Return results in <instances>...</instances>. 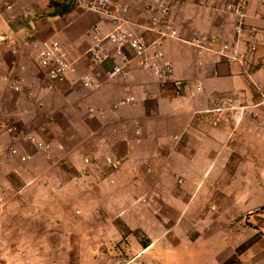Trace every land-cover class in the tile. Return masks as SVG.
I'll return each mask as SVG.
<instances>
[{
	"label": "crops",
	"instance_id": "obj_1",
	"mask_svg": "<svg viewBox=\"0 0 264 264\" xmlns=\"http://www.w3.org/2000/svg\"><path fill=\"white\" fill-rule=\"evenodd\" d=\"M119 1L128 3L131 23L145 25L160 0ZM24 6L32 10L30 19L21 16ZM258 11L257 0H250L244 20L248 26H264L255 18ZM167 21L180 40L165 38L160 48L178 79L202 86L193 96L176 97L170 87L160 85L156 72L137 65L131 66L127 77L115 79L107 78V66L90 67L85 61L90 46L87 31L99 25L104 36L109 30L94 13L66 0H0V34L10 31L9 40L0 46V122L11 129H0L1 238H55L64 228L56 222L67 220L71 204L78 203L88 212L96 200L112 201L115 190L158 201L153 196L176 187L179 178V193L191 203L196 200L198 209L223 199L226 207L235 205L238 215L252 213L248 198L253 191L256 195L264 191V166L259 161L264 159V113H259L258 120L246 115L241 121L229 114L226 122L215 127L212 114L201 111L213 108L212 96L217 93L249 99L253 79L263 81L264 44L252 56L255 68L249 71L238 62L187 43L201 32L243 51L248 39L235 35L232 17L201 6L199 0H179L171 4ZM133 29L148 42L157 38ZM48 39L60 43L74 63L65 83H50L36 61L33 43ZM86 74L101 82L99 89L82 85L81 77ZM16 78L30 87L29 93L8 88V81ZM127 97L133 102L119 106ZM59 119L70 138L57 136ZM29 136L46 147L37 148ZM105 157L122 161L105 182L96 186L91 176H80L83 158L102 161ZM233 158L238 164L231 167ZM233 189L246 199L233 203ZM147 190V198L142 197L139 191ZM248 190L252 192L247 194ZM219 217L232 219L229 211Z\"/></svg>",
	"mask_w": 264,
	"mask_h": 264
},
{
	"label": "rangeland",
	"instance_id": "obj_2",
	"mask_svg": "<svg viewBox=\"0 0 264 264\" xmlns=\"http://www.w3.org/2000/svg\"><path fill=\"white\" fill-rule=\"evenodd\" d=\"M259 45L262 43L257 44V49ZM244 67L254 71L253 59L250 63L247 61ZM262 84L264 76L262 82L252 81V87ZM247 97L249 99L244 100L236 93H217L212 96V100L215 98L212 106L214 102L222 105L229 99L230 103H226L225 108L232 105L237 108L255 103L258 96L253 89ZM206 110L201 111V114ZM258 113L264 111L259 110ZM62 119L56 126V134L59 139H67L72 135L67 132ZM218 126L220 124L215 127ZM236 160L231 159L230 166L238 164ZM91 161L97 167L93 165V170L86 176H91L92 184L96 186L105 182L122 165L121 161L120 166L112 171L103 159L92 158ZM259 161H263L264 166V159ZM82 170L80 176H83ZM232 176L235 177V173ZM179 179L176 180L177 188L162 190L160 200L158 196H153L158 201L141 200L137 192L115 190L112 201L109 198L107 203L96 200L88 212L80 208L78 203H73L68 206L72 212L67 220L64 223L56 222L65 229L63 234L55 238L0 237V264H264V191L262 195H256L253 191L252 198H248L251 214L238 215L235 205L226 207L223 199L198 209L194 204L196 200L191 203L186 195L179 193L182 186ZM73 180L78 181L75 176ZM251 192L248 190L247 194ZM139 193L146 197L150 192ZM231 194L233 203L246 199L235 189ZM197 209L200 214L196 216ZM226 211L232 215L229 221L219 217V213L224 214ZM212 215L215 219H211L214 218ZM85 218L88 219V226ZM144 227L147 232L143 230ZM99 229L102 232H98ZM92 230L97 233L91 234ZM148 234L153 238H149ZM151 242L153 244L147 247Z\"/></svg>",
	"mask_w": 264,
	"mask_h": 264
},
{
	"label": "built area",
	"instance_id": "obj_3",
	"mask_svg": "<svg viewBox=\"0 0 264 264\" xmlns=\"http://www.w3.org/2000/svg\"><path fill=\"white\" fill-rule=\"evenodd\" d=\"M66 1L82 11L98 15L101 20L108 24L109 30L104 36L99 25L87 31L90 46L85 53V61L90 67L107 66L106 76L108 79L127 77L131 72V66L137 65L141 70L156 72L160 85L170 87L176 97L193 96L202 91L203 88L200 84L178 79L174 75L171 63L165 58L160 48L161 42L165 38L180 40L177 31L167 21L171 4L179 0H160L156 7L151 9L154 16L145 25L133 24L128 20L129 5L125 1ZM249 3L250 0H199L201 6L216 12H223L236 20L233 27L235 35L248 39L246 48L243 51H236L228 43H218L215 37L201 32L194 33L187 43L199 51H213L225 61L238 62L241 66L246 64L247 61L250 63L253 59L252 56L257 51V41L260 40L264 44V26H248L244 22ZM257 5L259 11L256 12L255 18L262 21L264 25V0H257ZM21 16L24 19H30L32 17L31 8L24 6ZM133 28L152 33L157 38L148 42L142 34L137 33ZM9 36L10 31L0 34V46L9 40ZM33 48L36 61L43 69L47 80L52 84L65 83L68 75L74 71V63L62 45L55 39H48L33 43ZM260 66L264 70V64L262 63ZM81 83L89 90H96L101 86V82L92 74L83 75ZM7 86L15 92H30V87L20 78L8 81ZM253 89L258 96L255 103L250 102L237 108L233 105L230 108H225L226 103H230V100L227 99L222 105L219 102H214L213 108L204 111L212 114L213 126L226 122L229 114L232 115L234 121H241L246 115H249L252 119H260L258 111H264V84L259 87L255 85ZM130 102H133V98L127 97L120 101L118 105L123 106ZM102 115V113H99L100 117ZM0 129L7 132L11 130L3 122H0ZM28 140L34 143L37 148L43 149L46 147L44 143L36 141L33 136H29ZM103 161L112 171L116 170L121 164V160L112 157H105ZM83 163L85 166L81 173L83 177H87L86 175L93 170V165L96 167L97 165H92L90 158H84Z\"/></svg>",
	"mask_w": 264,
	"mask_h": 264
}]
</instances>
